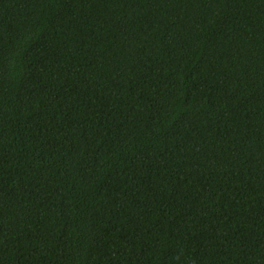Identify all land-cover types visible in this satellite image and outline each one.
<instances>
[{
	"label": "trees",
	"instance_id": "16d2710c",
	"mask_svg": "<svg viewBox=\"0 0 264 264\" xmlns=\"http://www.w3.org/2000/svg\"><path fill=\"white\" fill-rule=\"evenodd\" d=\"M0 264H264V0H0Z\"/></svg>",
	"mask_w": 264,
	"mask_h": 264
}]
</instances>
